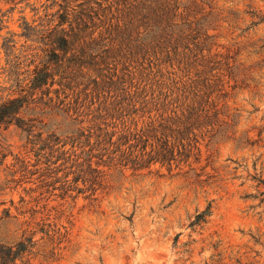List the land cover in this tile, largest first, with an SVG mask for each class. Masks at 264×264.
Listing matches in <instances>:
<instances>
[{"label":"rangeland","instance_id":"1","mask_svg":"<svg viewBox=\"0 0 264 264\" xmlns=\"http://www.w3.org/2000/svg\"><path fill=\"white\" fill-rule=\"evenodd\" d=\"M198 1L215 48L235 64L231 125L201 142L191 167L111 170L108 188L95 196L73 190L85 188L73 182V150L82 148L29 137L16 125L0 129V243L14 244L47 220L60 234L55 241L38 234L30 264H264V0ZM43 3L51 0L15 8L0 0V89L4 45L20 51L31 43L20 36V18L33 22ZM52 113L24 115L38 119L45 137L55 131L66 139L71 126Z\"/></svg>","mask_w":264,"mask_h":264},{"label":"trees","instance_id":"2","mask_svg":"<svg viewBox=\"0 0 264 264\" xmlns=\"http://www.w3.org/2000/svg\"><path fill=\"white\" fill-rule=\"evenodd\" d=\"M5 1L15 8L24 0ZM75 1L43 3L33 22L22 16L20 36L31 43L20 51L4 45L0 129L16 125L29 137L82 148L73 150V182L85 188L73 190L92 196L108 188L111 170L171 172L198 162L201 142L231 125L227 99L237 87L232 57L215 48L199 1ZM37 110L62 115L71 126L66 139L45 137L38 119L24 115ZM46 221L0 243V264H30L38 234L55 241L60 231Z\"/></svg>","mask_w":264,"mask_h":264}]
</instances>
